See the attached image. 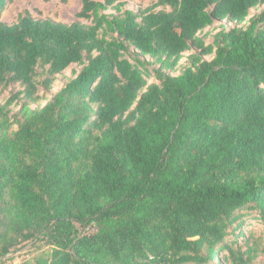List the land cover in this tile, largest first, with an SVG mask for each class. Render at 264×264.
<instances>
[{
    "label": "trees",
    "instance_id": "16d2710c",
    "mask_svg": "<svg viewBox=\"0 0 264 264\" xmlns=\"http://www.w3.org/2000/svg\"><path fill=\"white\" fill-rule=\"evenodd\" d=\"M11 1L0 258L32 244L21 264H258L264 0H82L80 21L8 25Z\"/></svg>",
    "mask_w": 264,
    "mask_h": 264
},
{
    "label": "rangeland",
    "instance_id": "374dc122",
    "mask_svg": "<svg viewBox=\"0 0 264 264\" xmlns=\"http://www.w3.org/2000/svg\"><path fill=\"white\" fill-rule=\"evenodd\" d=\"M126 1L128 3L127 8L135 11L140 7L145 8L152 4V0ZM81 8L82 0H12L6 7L2 21L8 25H13L18 21L19 16L22 13L29 11L36 20H52L63 24H71L73 22L80 21L77 18V15ZM262 9H264V7L260 10ZM258 12L259 10H253L252 15H255ZM217 31L218 30L212 27L203 32L202 36L206 38L207 44H211L213 42V36L217 33ZM189 55L190 53L185 55V59L181 61V65L187 61V57ZM71 73L72 71L68 70L63 76L58 78L53 90L47 94L48 100L43 101L41 104L42 106L49 101V98L53 94L57 93L62 88L66 78L70 77ZM19 90L20 88L17 85H11L6 89L0 90V104L4 105L7 103V101ZM41 95H43V92ZM32 108H37V105H33ZM12 110L14 115L20 110V106H18V104H14V106H12ZM259 228L263 229V226ZM38 247L39 246H33L32 244H24L14 250L6 258H0V264H21L24 260L35 257L41 251ZM47 248L48 247L45 249ZM258 264H264V258L259 259Z\"/></svg>",
    "mask_w": 264,
    "mask_h": 264
}]
</instances>
